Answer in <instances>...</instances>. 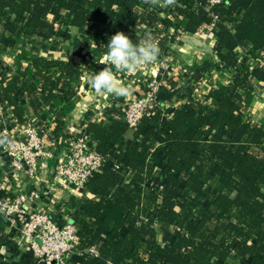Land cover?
<instances>
[{"label": "trees", "instance_id": "16d2710c", "mask_svg": "<svg viewBox=\"0 0 264 264\" xmlns=\"http://www.w3.org/2000/svg\"><path fill=\"white\" fill-rule=\"evenodd\" d=\"M208 1L153 7L144 0H0L9 38L46 40L77 26L88 59L99 60L118 31L133 43L150 32L161 52L173 50L182 32L212 33L217 39L213 59L177 86V96L188 97L178 109L160 104L130 126L124 106H113L104 120L87 125L97 151L116 162L105 160L90 175V198L67 202L79 247L98 250L97 255L84 251L78 264H211L213 259L230 264L246 257L250 264H264V129L251 121L244 104L256 82L264 92V0H226L212 7ZM137 25L140 33H131ZM91 31L96 46L89 42ZM213 69L228 70L231 81L211 89L215 103L209 104L194 98L193 82ZM76 71L73 61L40 56L0 78L18 119L26 120L22 103L28 99L36 113L32 121L46 129L57 150L70 138L67 116L73 104L66 100ZM123 140L125 149L119 147ZM153 140L166 155L159 173L164 180L155 186L149 183L157 169ZM54 217L64 221V214ZM153 220L172 240H158ZM9 224L0 214V244L13 248L5 232ZM0 264L44 263L30 252Z\"/></svg>", "mask_w": 264, "mask_h": 264}, {"label": "crops", "instance_id": "0c3cea01", "mask_svg": "<svg viewBox=\"0 0 264 264\" xmlns=\"http://www.w3.org/2000/svg\"><path fill=\"white\" fill-rule=\"evenodd\" d=\"M164 15V14H162ZM53 16L51 17V19ZM142 30L140 26H134L131 33L139 34ZM81 30L77 26H69L66 33L58 37H52L46 40H29L28 38L15 39L5 33L3 21L0 18V78L8 76L12 71L20 66H26L32 63L36 57L54 58L57 60L73 61L76 63L77 76L72 81V89L67 97V103L73 104L67 116V134L73 138H83L87 141L89 147L95 148V142L87 125L91 121L100 122L104 120L106 114L113 106H123L125 102L141 98L147 91V85L154 78L160 81V88L157 94L159 104L164 105L168 110H176L184 105L188 97L179 98L177 96L181 83L191 81L194 69L208 59H213L217 39L212 33L196 35L191 33H180L177 43L173 50L162 51L157 62L145 65L135 73L121 72L117 73V79L126 85H130L132 92L126 98H116L106 93H97L91 89L85 80L87 75L101 71L106 65L100 64L103 56L99 60L88 59L86 56V47L83 39L80 37ZM89 42L96 46L97 40L92 31L88 32ZM83 65L85 68L81 67ZM113 71L115 69L113 68ZM231 81V74L226 69H213L207 72L201 82H193L195 99L205 103H215L210 96L213 88L226 86ZM251 89L245 97V113L251 118V121L259 124L264 129V92L258 87ZM24 108L25 121L21 122L15 114L13 106L9 104L2 89H0V141H2L3 124H7L13 136L19 137L23 133L25 124L28 121L35 120L36 113L30 106L28 99L22 103ZM168 110H163V117L169 115ZM51 131V128L48 129ZM127 141L119 143V147L125 149ZM152 159L157 167L154 178H151L150 184L153 186L162 182L164 179L160 176V171L165 163V148L157 140L151 141ZM0 142V181L6 180L8 185L5 189L7 195L13 196L21 189L31 190L35 188L50 189V198H39L37 201L28 200L26 207H35L44 210L52 216L68 212L67 202L72 197L86 200L91 197L87 190L81 191L75 188L69 181L59 179L56 182V166L58 158L65 148L56 149V142L49 140L45 147L52 152V156L45 157L39 161V171L31 176L26 168L17 166L14 160L2 149ZM105 160L108 163L116 161L111 155H106ZM53 200V202H51ZM151 224L157 229V238L160 242L172 240L173 235L160 229L157 221ZM21 226V225H20ZM17 223L6 226L5 232L12 240L13 248L6 243L0 244V260H13L23 258L30 254V238L24 236ZM22 227V226H21ZM13 233V234H10ZM10 244V246H12ZM80 254L71 256L72 264H78ZM251 258L246 257L243 260L235 261L230 264H250ZM211 264H227L220 259H213Z\"/></svg>", "mask_w": 264, "mask_h": 264}, {"label": "built area", "instance_id": "2783aa9c", "mask_svg": "<svg viewBox=\"0 0 264 264\" xmlns=\"http://www.w3.org/2000/svg\"><path fill=\"white\" fill-rule=\"evenodd\" d=\"M226 0H209V7L224 3ZM209 9V8H208ZM160 81L154 78L147 85L144 96L124 103V120L135 126L148 109L159 107L158 91ZM49 131V130H47ZM2 149L13 158L15 165L25 164L31 176L39 171V161L52 156L45 147L49 141L46 129L35 125L34 121L25 124L19 137L11 134L7 124H3ZM65 150L58 158L56 166V182L59 179L69 181L78 190H86L90 175L99 170L105 161V156L96 148L89 147L83 138L70 137ZM149 183H151L149 181ZM6 180L0 181V214L12 223H17L24 236L30 240V249L37 263L67 264L73 254L83 255L84 251L93 255L98 254L94 247L83 250L78 245L77 227L69 220L67 212L63 211L64 221H59L44 210L26 207L28 200L37 201L39 198H50V189L35 188L21 189L13 196L7 195ZM53 202V200H51Z\"/></svg>", "mask_w": 264, "mask_h": 264}, {"label": "clouds", "instance_id": "9594fccd", "mask_svg": "<svg viewBox=\"0 0 264 264\" xmlns=\"http://www.w3.org/2000/svg\"><path fill=\"white\" fill-rule=\"evenodd\" d=\"M150 6H173L176 0H144ZM100 64L106 65L98 73L87 75L85 83L97 93H106L116 98H126L132 92L130 85L117 79V73H135L145 65L156 63L161 49L152 33L146 32L138 43L118 31L110 38ZM81 67L85 68L83 65ZM113 68L115 71H113ZM2 142V141H0Z\"/></svg>", "mask_w": 264, "mask_h": 264}]
</instances>
